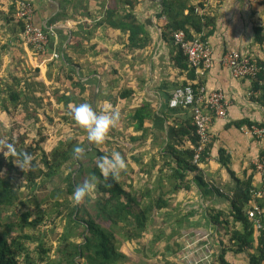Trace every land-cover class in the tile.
<instances>
[{
  "label": "crops",
  "instance_id": "obj_1",
  "mask_svg": "<svg viewBox=\"0 0 264 264\" xmlns=\"http://www.w3.org/2000/svg\"><path fill=\"white\" fill-rule=\"evenodd\" d=\"M0 1L11 3L5 15L11 14L12 19L16 0ZM30 1L34 22L50 35L40 59L48 65L57 61L75 69L87 87H94L93 105L99 111L119 112L118 122L123 125L121 121H125V144L141 159L144 181L150 177L148 188L155 189L156 198L177 200L175 207L180 210L178 215L174 211L172 220L180 219L179 235L211 238L208 252L219 253L224 248L229 264H252L251 256L262 246L261 231L254 227L248 237L250 245L238 249L232 237L243 232V224L229 216L218 226L212 216L215 211L229 215L231 190L239 182L250 179L255 190L262 186L253 161L264 153V138L246 135L243 129L251 123H264V99L261 92L249 94L255 89V79L234 78L218 59L237 50L264 62V0H174L179 10L176 20L190 36L202 35L208 41L214 60L203 74L189 67L173 42L172 30L162 14V0H139L134 5L132 11L142 27L138 37L142 45L136 48L129 47L127 31L111 27L106 20L115 0ZM58 16L61 20L57 21ZM13 24L18 27L15 21ZM24 49L34 52L27 45ZM186 83L202 85L206 92L223 90L228 106L223 118L212 117L206 158L197 169L182 170L181 181L169 175L193 148L187 134L192 112L188 107H169L168 98L177 86ZM125 90L129 93L122 99L120 94ZM144 106L150 116L136 130L133 123L130 125V113ZM121 111L124 114L120 116ZM131 136L136 141H130ZM135 163L131 162L133 169ZM254 200L262 207L264 218V196L252 199V203ZM208 264H212L210 257Z\"/></svg>",
  "mask_w": 264,
  "mask_h": 264
},
{
  "label": "trees",
  "instance_id": "obj_2",
  "mask_svg": "<svg viewBox=\"0 0 264 264\" xmlns=\"http://www.w3.org/2000/svg\"><path fill=\"white\" fill-rule=\"evenodd\" d=\"M137 1L139 0H115V5L108 10L106 17L111 27L128 32L130 48L142 45L138 40L142 27L132 11ZM121 5H126L127 8ZM177 6L174 0H162V14L166 17V24L172 32L185 31L187 37L192 38L187 29L176 20V15L179 14ZM12 19L15 21L14 12ZM56 20L61 19L58 16ZM16 25L21 28L17 22ZM180 52L183 54L182 50ZM184 58L188 64L186 56ZM259 63L264 65V62L259 61ZM59 65L70 87L62 93L56 90L54 95L56 101L67 107L70 104L77 105L85 102L97 112L98 109L93 105L94 87H87L80 80L75 69H69L67 65ZM74 65L77 66L75 63ZM24 84V87L16 90L14 85H21V79L12 76V82L7 84L5 91L12 103V108H21L29 117V109H32L29 101L34 99V96L25 93V87L30 84L27 82ZM254 88L260 90L263 100V71L254 82ZM85 91H89L87 97L82 96ZM126 93L129 91L125 90L120 97L125 99ZM3 109L10 113V107L7 104L3 106ZM149 116L145 106L138 107L130 113V125L133 123V128L139 130L142 128L144 118ZM190 127L191 129H187V134L194 146L197 143V136L193 122ZM82 133L84 134L85 131L83 130ZM43 140L42 136L39 139H28L25 134L19 135L16 140L15 138L8 140L15 145L17 152H28L32 155L31 166L24 170L14 163L17 160L16 156L5 157L0 153V264H123L128 262L129 258L121 251L122 241L118 234L127 240H139L142 245L140 253L145 258L157 255L160 251V258L164 259L163 264H177L175 258L180 255L182 247L177 240L173 243L169 240L175 233L179 234L180 219L170 220L174 213L168 210L163 213L160 225L153 226L154 212L168 208L169 200L153 198L149 195L152 193L149 189L134 192L128 178L124 180L127 172L135 170L126 158L125 152L122 155L126 168L121 170L117 178L105 179L100 172L98 162L106 154L97 144L88 140L90 150H84L77 157L74 148L80 146L84 149L85 139L79 141L77 137L65 138L60 140L50 153L42 147ZM130 141H136L134 136H131ZM186 153L183 155L182 163L178 161L180 158H177L178 168L173 169L170 177L179 178L182 181L184 178L182 170L197 169L198 166L191 163L193 148ZM81 157H84L86 161L81 160ZM131 157L142 169L141 159L134 155ZM13 170L18 171L23 177L25 189L21 190L20 186H14L12 183L10 173ZM85 173L96 183L97 197L94 200L86 197L83 202L76 204L72 200V193L81 183V176ZM127 181L128 184H126ZM251 189L250 179L239 182L231 190L229 215L215 211L212 216L213 222L218 226L227 222L229 216L243 224V232H236L232 237L238 249L250 245L248 237L255 227L254 221L248 216L252 207ZM33 201L37 211L30 208L28 204ZM21 206L25 207L24 210L19 215L15 213L16 220L13 221L12 214L7 212ZM53 214L56 217L61 216L60 219L64 220V223L61 226L62 231L55 255L50 257L48 255L50 247H46L43 239L33 231L39 230L46 215ZM31 217L34 218L30 219ZM263 220L264 218H262L264 224ZM166 227H169L172 232L166 234ZM153 231L157 232L153 233ZM146 233L151 235L149 242L143 240ZM219 240L223 244L222 239ZM33 241L37 243V253L29 248V243ZM259 242L262 246L259 247V253L251 256L252 264H264L262 231ZM161 244H164L163 249H156ZM212 264H229L224 256V248L213 257Z\"/></svg>",
  "mask_w": 264,
  "mask_h": 264
},
{
  "label": "rangeland",
  "instance_id": "obj_3",
  "mask_svg": "<svg viewBox=\"0 0 264 264\" xmlns=\"http://www.w3.org/2000/svg\"><path fill=\"white\" fill-rule=\"evenodd\" d=\"M15 2L12 3L14 9ZM10 4L11 3L9 2H3L1 4L0 1V140L8 141L10 138H15L16 140L19 135L24 134L27 135L28 139L32 138L33 140L39 139L42 136L44 138L42 141V147L46 152L50 153L51 150L57 146L60 140L77 137L79 138V141L85 139L84 150H90L88 147L89 141L87 139V131L78 125L77 122L72 118L71 114H69V109L72 104L67 107L63 105V103H58L54 96L56 90H59L60 93L65 90L67 91L70 87L69 81H66L64 73L57 61H53L54 64L48 65V61H42L40 59V53H29L24 49V46L26 45L20 37V28L13 24L14 20L12 21V19H10L11 14L5 15L7 10L8 12L11 10ZM12 76L21 79V85H14L16 90L20 89L22 86L24 87V82L30 84L28 87H25V93H27L29 96H34V99L29 101V106L32 108L29 109V117L26 116V113L21 108H12V103L5 91L7 89V84L9 85L12 82ZM88 93H86L84 96L86 97ZM6 104L10 107V113L4 111L3 109V106ZM103 112V110L97 111V113ZM123 114L124 112L120 113V116ZM117 122L118 120L116 121L115 125L110 128L104 142L97 144V146H99V148L105 152L106 156H111L113 153L119 152L123 158L122 153L125 152L126 158H128V160L133 163L134 160L130 157L133 154L129 152V145L125 144V121H121L123 125L119 122L118 124ZM83 130L85 131L84 134L82 133ZM119 133H121V135ZM92 154H94L93 151ZM81 160L86 161L84 157H81ZM135 165V171L127 172L124 180L126 181V178H128L129 183L133 185L134 192L135 190L146 191L149 189L148 185L150 183V177H145L146 181H144V177L142 176L143 173L142 171L140 172L139 164L135 163ZM10 176L14 186H20L21 190L25 189L23 177L18 171L13 170L10 173ZM85 179H90L87 173L81 176V183ZM126 184H128V181ZM151 192L152 193L149 195L153 198H156V195H154L156 194L155 189H152ZM87 197H90L92 200H94L96 199L97 194L95 191H93ZM176 202L177 200H169L170 206L168 208L154 212V227H158L160 225L162 221V215L165 211L170 210L173 213L174 211L177 213L180 210L178 206L175 207ZM28 204L30 208L37 211L34 201ZM179 206L181 207V205ZM24 208L25 207L22 206L20 208L15 207L13 210L8 211L7 213H11V219L15 221L16 217L14 214L17 213V215H19L20 212L24 210ZM32 218L34 217H31L30 219ZM60 218L61 216L56 217L54 214L52 216L46 215L45 219L40 224L39 230L36 229L33 231L34 234L39 235L43 239L46 247H50L48 252L50 257L55 255L56 247L59 244V237L62 231L61 226L64 223V220ZM170 220H172V216L170 217ZM154 232L157 231H153V233ZM169 232L172 231L169 227H166V234ZM179 234L175 233L173 238L169 240L170 243L176 242L177 240L179 244H181L182 249L180 255L175 258L177 264H192V262L189 263L188 259L193 261L196 258V255L199 254L203 256L210 254L211 259L217 255V252L215 251H213V253L208 252V246L205 248L202 246L205 243L208 245L212 243L211 240L209 241L211 238L197 241V238L199 237H182ZM118 237L122 241L121 251L127 255V258H129L128 262L123 264H163L164 259L160 258V251L157 255H150L149 257L145 258L140 253V248H142V245L139 243V240H127L119 234ZM149 237H151V235L146 233L143 237V240L145 242H149ZM163 245L164 244L158 245L156 249L159 248L158 250H162ZM29 248L32 251H35V253L38 251L37 243L35 241L29 243ZM202 248L204 249L202 250Z\"/></svg>",
  "mask_w": 264,
  "mask_h": 264
},
{
  "label": "built area",
  "instance_id": "obj_4",
  "mask_svg": "<svg viewBox=\"0 0 264 264\" xmlns=\"http://www.w3.org/2000/svg\"><path fill=\"white\" fill-rule=\"evenodd\" d=\"M15 22L20 28V37L25 45L30 47L34 52L42 54L46 51L49 43V33L34 22V8L30 0H17L14 9ZM172 40L175 45L182 50L186 56L189 66L198 74H203L212 61L211 49L208 41L202 35L188 38L184 31H173ZM54 57H58L57 54ZM219 63L226 67L234 78L257 79L263 71L264 65L256 59L246 56L237 50L225 52L219 59ZM259 89H253L250 95H258ZM168 106L171 108L188 107L192 112V122L195 127L197 143L193 146L191 163L199 166L207 156V147L211 142L210 123L213 115L223 118L228 106L227 99L223 90L215 89L206 92L205 87L198 85L195 87L192 83H186L177 86L171 96L168 98ZM244 134L254 138H264V123H251L243 129ZM254 170L260 175L262 186L251 190V197L264 196V153L258 155L253 161ZM248 216L254 221L255 227L264 234V224L262 223L263 209L253 201ZM206 239L205 237L197 238V241ZM196 243V242H195ZM202 246L207 247L208 244ZM202 248V250L204 249ZM208 248V247H207ZM192 254V253H190ZM198 257V258H197ZM210 254L196 255L192 264H208Z\"/></svg>",
  "mask_w": 264,
  "mask_h": 264
},
{
  "label": "clouds",
  "instance_id": "obj_5",
  "mask_svg": "<svg viewBox=\"0 0 264 264\" xmlns=\"http://www.w3.org/2000/svg\"><path fill=\"white\" fill-rule=\"evenodd\" d=\"M72 118L87 131V139L95 144H101L106 139V136L111 127L119 119V112L116 110H106L103 113H97L88 103H80L70 107ZM84 151L80 146L74 148L77 157ZM0 153L5 157L16 156V163L21 169L30 167L32 163V155L28 152H17L15 145L6 140H0ZM98 167L102 176L105 179L112 177L117 178L121 170L126 168L125 160L119 152L113 153L111 156L101 157L98 162ZM96 183L94 180L85 179L78 184L73 193L72 200L76 204H80L93 191H95Z\"/></svg>",
  "mask_w": 264,
  "mask_h": 264
}]
</instances>
